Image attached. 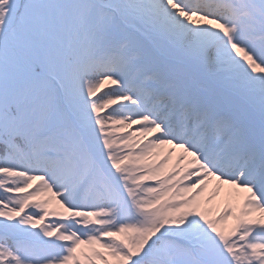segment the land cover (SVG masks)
Listing matches in <instances>:
<instances>
[{
    "label": "snow or ice",
    "instance_id": "obj_1",
    "mask_svg": "<svg viewBox=\"0 0 264 264\" xmlns=\"http://www.w3.org/2000/svg\"><path fill=\"white\" fill-rule=\"evenodd\" d=\"M0 264H264V0H0Z\"/></svg>",
    "mask_w": 264,
    "mask_h": 264
},
{
    "label": "rangeland",
    "instance_id": "obj_2",
    "mask_svg": "<svg viewBox=\"0 0 264 264\" xmlns=\"http://www.w3.org/2000/svg\"><path fill=\"white\" fill-rule=\"evenodd\" d=\"M179 151V150H177ZM175 160V155L173 157V161ZM215 181H213V183L209 186V189L206 190L205 192V196H213L214 197V200L216 202V204L219 206V207H223L226 203H228V199L226 198V195H225V191L226 190H221L220 194L219 195H215L214 191H213V188L215 186ZM53 207H55V204H53Z\"/></svg>",
    "mask_w": 264,
    "mask_h": 264
}]
</instances>
